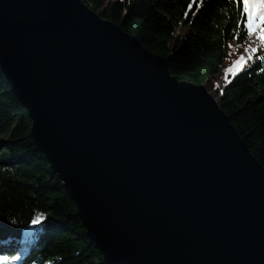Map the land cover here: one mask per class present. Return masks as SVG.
<instances>
[{"label":"water","instance_id":"water-1","mask_svg":"<svg viewBox=\"0 0 264 264\" xmlns=\"http://www.w3.org/2000/svg\"><path fill=\"white\" fill-rule=\"evenodd\" d=\"M0 68L108 264H264V167L205 86L81 0H0Z\"/></svg>","mask_w":264,"mask_h":264},{"label":"trees","instance_id":"trees-1","mask_svg":"<svg viewBox=\"0 0 264 264\" xmlns=\"http://www.w3.org/2000/svg\"><path fill=\"white\" fill-rule=\"evenodd\" d=\"M81 1L167 59L179 81L217 92L221 109L264 167V44L249 65L230 73L223 90L214 86L250 36L237 0H196L191 10L190 0ZM31 127L0 68V264H108L32 140ZM37 214L44 219L33 226Z\"/></svg>","mask_w":264,"mask_h":264},{"label":"snow or ice","instance_id":"snow-or-ice-1","mask_svg":"<svg viewBox=\"0 0 264 264\" xmlns=\"http://www.w3.org/2000/svg\"><path fill=\"white\" fill-rule=\"evenodd\" d=\"M196 0H190L187 4V9L191 10L193 8V3ZM237 3L241 7V18L244 20V27L247 30V33L250 36L257 37L260 41L264 42V0H257L256 8L257 11H253V0H237ZM199 6V5H197ZM184 15H188L186 11ZM195 15V13H193ZM250 50L255 53L258 49H251ZM249 57L248 59H250ZM264 58V57H262ZM243 63H246V58L241 56L240 60L236 61V67H241ZM229 72L233 71L232 68L228 69ZM264 71V69H261ZM231 81H229L230 83ZM44 219L43 214H37L35 218L31 220V224L33 226L41 224L42 220ZM20 256H16L15 260H20Z\"/></svg>","mask_w":264,"mask_h":264},{"label":"rangeland","instance_id":"rangeland-1","mask_svg":"<svg viewBox=\"0 0 264 264\" xmlns=\"http://www.w3.org/2000/svg\"><path fill=\"white\" fill-rule=\"evenodd\" d=\"M185 31L184 28L182 27H178L177 28V32H181L183 33ZM246 44L240 48V52H239V58H241V56H244L246 58V63H250L251 60L253 59V56L259 52L262 51L263 46L262 42L257 38V37H253V36H249L246 40ZM251 49H258V51H256L255 53H253ZM246 54V55H245ZM249 57H251L250 59H248ZM240 60V59H238ZM245 63V65H246ZM236 65V62L232 64V66ZM242 67H236L235 69H233L231 76H234ZM228 78H226V75H224L223 77L219 78L218 80H216L214 86L216 89H220L223 90L224 87L226 86V84H228V82L226 81ZM208 90V89H207ZM208 92L216 99V101L218 102L219 99V95L216 94L217 92L212 91V90H208Z\"/></svg>","mask_w":264,"mask_h":264},{"label":"bare ground","instance_id":"bare-ground-1","mask_svg":"<svg viewBox=\"0 0 264 264\" xmlns=\"http://www.w3.org/2000/svg\"><path fill=\"white\" fill-rule=\"evenodd\" d=\"M246 55V54H245ZM243 56H244V54H243Z\"/></svg>","mask_w":264,"mask_h":264}]
</instances>
